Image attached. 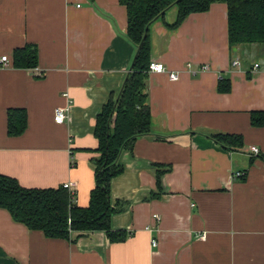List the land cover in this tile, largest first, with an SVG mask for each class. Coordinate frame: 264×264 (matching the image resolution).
I'll return each mask as SVG.
<instances>
[{
  "label": "crops",
  "instance_id": "crops-1",
  "mask_svg": "<svg viewBox=\"0 0 264 264\" xmlns=\"http://www.w3.org/2000/svg\"><path fill=\"white\" fill-rule=\"evenodd\" d=\"M178 13L171 7L150 34L152 61L180 78L149 74L152 131L122 152L112 180V225L127 239L100 230L50 238L0 208V264H264V159L251 152L264 154V127L251 123L264 111V44L231 47L226 3L173 27ZM127 30L120 0H0V57L39 47L38 67L0 72L1 173L27 188L73 183L75 202L89 205L102 158L97 117L136 54ZM223 80L230 91H220ZM10 108L28 111L20 136L8 133ZM217 134H240L244 147L227 149Z\"/></svg>",
  "mask_w": 264,
  "mask_h": 264
},
{
  "label": "trees",
  "instance_id": "trees-1",
  "mask_svg": "<svg viewBox=\"0 0 264 264\" xmlns=\"http://www.w3.org/2000/svg\"><path fill=\"white\" fill-rule=\"evenodd\" d=\"M95 1V0H91ZM128 10L126 37L136 47L123 87L111 98L97 117V150L102 154L96 170V186L88 206H80L71 190L64 185L57 188H27L9 175L0 172V208L7 209L13 218L31 230L42 231L50 238L70 239L73 231H105L111 242L124 241L128 233L112 225V180L124 171L120 157L131 149L136 140L152 131V113L148 95V79L152 62L150 27L164 17L173 6L179 13V26L191 14L208 11L212 4L228 5L229 42L231 47L264 44V0H120ZM11 64L20 69L39 65V47L27 44L16 48ZM220 91L231 90V83L223 80ZM251 123L264 127V111H253ZM29 114L25 108L8 110V133L20 136L28 128ZM213 138L227 149H241L244 138L240 134H217ZM264 159V154H258ZM162 173L159 174V179ZM160 182V180H159Z\"/></svg>",
  "mask_w": 264,
  "mask_h": 264
},
{
  "label": "built area",
  "instance_id": "built-area-1",
  "mask_svg": "<svg viewBox=\"0 0 264 264\" xmlns=\"http://www.w3.org/2000/svg\"><path fill=\"white\" fill-rule=\"evenodd\" d=\"M241 64L239 57H236L233 60V66H239ZM11 65V58L9 57V55H4L2 57H0V72L3 71L4 69H6L7 67H9ZM189 67H191L189 65ZM259 67V64H255L254 66V70L257 69ZM190 69V68H189ZM211 69V66L209 64H203L201 66V71H209ZM151 72H156V73H168L169 78L171 80H178L180 78V73L177 71H171L168 69V67L163 63V62H159V61H152L151 65H150V73ZM192 74H197V70H191L190 71ZM220 77H223V74H220ZM67 117V109L63 108V107H58L56 109L55 112V121L58 123H63L65 121ZM251 152L252 154L258 155L261 153L260 148L257 146H252L251 147ZM244 175L243 172L238 171L235 173V176L239 177ZM65 187L69 188L71 190V192L74 194L75 196V186L73 183H66L64 185ZM155 219H160L159 215H155L154 216ZM200 238H205L206 234H201L199 236ZM153 246H158V241L156 239H153L152 241Z\"/></svg>",
  "mask_w": 264,
  "mask_h": 264
}]
</instances>
